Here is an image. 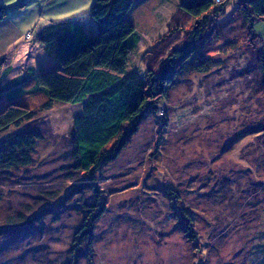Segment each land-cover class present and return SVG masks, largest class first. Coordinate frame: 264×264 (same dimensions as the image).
Returning a JSON list of instances; mask_svg holds the SVG:
<instances>
[{
	"label": "rangeland",
	"instance_id": "obj_1",
	"mask_svg": "<svg viewBox=\"0 0 264 264\" xmlns=\"http://www.w3.org/2000/svg\"><path fill=\"white\" fill-rule=\"evenodd\" d=\"M96 1L0 0L25 35L0 48V58L7 57L0 111L16 101L37 111L20 128L0 133V144L29 132L43 137L30 168L0 169V264H73L74 233L98 196L93 185L106 209L96 224L93 260L78 264H264V79L257 52L264 50V22L255 24L262 40L253 45L233 18L238 0H228L225 14L211 17L206 35L213 39L197 54L211 61L210 72L180 77L158 116L144 120L91 181L73 168L71 132L82 106L56 103L45 111L43 96L20 99L6 90L32 68H57L36 43L41 29L80 21L87 34L97 33L90 16ZM180 5L135 0L132 69H146ZM202 25L192 20L183 27L190 33ZM181 216L192 220L193 239ZM9 219L21 222L10 226Z\"/></svg>",
	"mask_w": 264,
	"mask_h": 264
},
{
	"label": "trees",
	"instance_id": "obj_2",
	"mask_svg": "<svg viewBox=\"0 0 264 264\" xmlns=\"http://www.w3.org/2000/svg\"><path fill=\"white\" fill-rule=\"evenodd\" d=\"M178 1L181 3L179 12L172 19L168 33L151 52L145 70L132 69L130 63L139 42L136 27L129 21L135 0H97L90 11L97 33L87 34L80 21L53 23L41 29L36 40L47 56L57 61V68L40 71L37 75L28 72L13 81L12 89L6 90L20 99L29 92L43 96L42 109L45 111L51 110L56 103L82 106V112L73 120L71 132L73 168L88 175L91 181H96V173L126 149L144 120L158 116L160 105L169 100L180 77L186 72L207 74L211 70V61L197 54L213 39L211 34L206 35L211 17L223 16L228 0H222L221 4L218 0ZM238 2L233 18L238 17L254 45L261 39L255 24L264 22V0ZM7 17L8 8L0 5V23ZM192 20L196 24L202 21L203 25L186 33L183 26ZM263 51L258 49L257 52L264 79ZM6 59L0 58V71ZM3 71L2 79L9 69ZM28 83L31 89L25 91ZM262 85L264 88V80ZM3 93L4 90L0 98ZM36 114L35 109L17 101L9 104L0 111V133L12 127L20 128ZM42 138L39 132H29L18 139L2 142L1 171L9 173L30 168L34 164L36 143ZM93 189L98 193L95 207L87 211L73 236V264H78L82 258L91 263L94 258L95 228L106 208L100 190L96 185ZM179 221L189 238L196 237L191 230V219L181 216ZM17 222L21 221L8 220L10 226Z\"/></svg>",
	"mask_w": 264,
	"mask_h": 264
},
{
	"label": "crops",
	"instance_id": "obj_3",
	"mask_svg": "<svg viewBox=\"0 0 264 264\" xmlns=\"http://www.w3.org/2000/svg\"><path fill=\"white\" fill-rule=\"evenodd\" d=\"M0 4H5V3L3 2ZM20 28H21L20 25L15 24L8 17L3 22H1L0 23V48L4 49L5 47L3 45L6 44V42L8 43V40L19 42L21 39H23L25 35L22 33ZM36 43H38L40 45V48H42L44 51V48L41 46V44L38 41H36ZM43 70L44 68H41V70L36 71V70H33L32 68V74L37 75L38 73H40V71H43Z\"/></svg>",
	"mask_w": 264,
	"mask_h": 264
},
{
	"label": "bare ground",
	"instance_id": "obj_4",
	"mask_svg": "<svg viewBox=\"0 0 264 264\" xmlns=\"http://www.w3.org/2000/svg\"><path fill=\"white\" fill-rule=\"evenodd\" d=\"M222 1V0H221ZM220 2V1H219ZM172 19V18H171ZM171 21V20H170Z\"/></svg>",
	"mask_w": 264,
	"mask_h": 264
}]
</instances>
